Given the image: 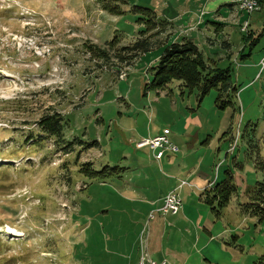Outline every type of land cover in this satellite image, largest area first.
<instances>
[{
    "label": "rangeland",
    "instance_id": "obj_1",
    "mask_svg": "<svg viewBox=\"0 0 264 264\" xmlns=\"http://www.w3.org/2000/svg\"><path fill=\"white\" fill-rule=\"evenodd\" d=\"M182 2L0 0V264H121L128 237L139 248L144 226L123 192L163 204L157 199L168 165L135 148L159 134L177 146L178 153H166L175 165L199 168L212 181L218 175V183L229 172L237 187L219 216L198 207V195L178 191L189 219L202 215L199 229H188V264H253L262 255L264 206H249L246 192L264 183L254 168L264 161V4L240 13L241 22L224 32L216 23L208 24L212 31L188 32L187 17H164L175 5L186 13ZM136 8L163 22L140 36L145 25ZM245 21L250 26L241 32ZM248 31L252 39L244 41ZM139 36L152 44L149 52L123 50ZM183 40L194 41L210 65L230 68L234 104L220 110L215 89L200 100L176 81L145 92L163 46ZM58 115L60 136L43 133L39 121ZM88 164L112 176L86 177Z\"/></svg>",
    "mask_w": 264,
    "mask_h": 264
},
{
    "label": "crops",
    "instance_id": "obj_2",
    "mask_svg": "<svg viewBox=\"0 0 264 264\" xmlns=\"http://www.w3.org/2000/svg\"><path fill=\"white\" fill-rule=\"evenodd\" d=\"M236 2L237 0H184V2H182L180 5H188L186 13H180L177 8L178 6L175 5V12H173L174 14H167L164 17H187L188 25L193 26L191 29L188 28V32H196L197 30L201 31V29L212 31V28L208 26L209 23H216L218 26H221L223 28L224 32L229 24L234 25L241 22V18H239V15L243 12L238 9ZM209 5L213 8H211ZM162 9V12H164L168 10L169 7L168 5H166L165 8L162 7ZM227 11L229 12L228 14L222 15L224 12L227 13ZM211 17L214 18L213 22L208 20ZM218 35L219 34L215 33L216 37H218ZM207 40L209 41L213 39L211 37H206V43H208ZM223 43L227 44L230 48L227 41L224 40ZM207 45H209V43ZM196 46L199 48L198 45ZM227 50L229 51V49ZM200 51L203 55L202 50ZM149 150L152 151L151 149ZM166 153L159 160H156L152 156V159L156 163L161 164L162 162H164V164L168 165V172H166V174H163V172H161L162 176H164L166 180V188L163 191L162 196L157 200L163 201V198L169 192L175 191V193L178 194V191L186 188L184 191L186 192V194L189 191L191 192V194H193V197L194 195H198L197 205L198 207H200L202 204H204V196L202 195L203 191L205 189L211 188L215 183L218 182V175L212 181L207 175V173L200 172L199 168H193L191 171L188 172L187 164L181 162L180 164L178 163L177 165H175V156H167ZM190 178H192L191 182H188V179ZM182 182H185V184L179 187ZM147 190L148 188L145 187L144 192L148 194ZM135 191L132 189L123 192V194L126 195L123 197V199L132 204L133 208H136L138 212L137 214H140L142 216V218L140 216L139 221H143V238H145L144 241L146 245V251L148 252L151 259L158 263L164 261L165 264H188V229H190L189 227H196L197 229H199L202 221V215L198 213V211H196V218L194 220H190L188 217V212L191 209L188 206V203L184 205L182 204V200L179 194L178 196L181 200V207L178 213L175 215H163L157 212V210L161 206L155 207L156 204L154 203V201H150L147 203V199L149 198L146 196V194L143 192H139V195L142 197H138ZM150 215H153V217L150 218ZM145 226L147 227V229ZM127 240V250L122 257L123 259L121 261V264H137L140 253V247L138 248L135 245V240L132 241V236H129ZM192 240L193 245H195L196 241H198L195 237H193Z\"/></svg>",
    "mask_w": 264,
    "mask_h": 264
},
{
    "label": "trees",
    "instance_id": "obj_3",
    "mask_svg": "<svg viewBox=\"0 0 264 264\" xmlns=\"http://www.w3.org/2000/svg\"><path fill=\"white\" fill-rule=\"evenodd\" d=\"M260 10L264 4V0H259ZM117 5H114V7ZM259 10V11H260ZM109 11L112 14L120 15L122 11L116 10V8H110ZM141 15L138 21L145 25V29L140 33V36H144L150 30L154 29L153 25L161 24L163 21H154V12L146 8H136V11ZM249 27V24H248ZM247 27V29H248ZM137 38L133 44L129 47L123 48L124 51H129L132 56L137 54H144L152 49V44L148 39ZM252 39V33L248 31L244 37V41ZM115 39L108 44L112 45ZM224 49H229L228 45L222 43ZM103 57L105 51H100ZM152 76L149 82L144 85V90L161 92L165 90L168 84L173 81L179 82L182 88H186L189 92L197 90L198 97L201 100L205 95L209 93L211 89L217 91V97L215 104L218 109L224 110L228 106L234 104L233 99L236 97L237 89L232 85L230 68H218L213 64L204 60L201 51L190 40H183L180 42H170L163 46L162 54L154 67H152ZM41 131L49 136L59 137L62 125L61 117H44L38 123ZM261 163V165H259ZM82 170V173L86 177L105 181L109 179L112 174L108 171V168H104L100 171L93 169ZM87 165V166H88ZM256 171L264 172V161L258 162L255 165ZM226 177L223 181L215 183L211 188L205 189L202 193L204 196L203 202L210 207V210L219 216L222 209L229 203L231 197L237 193V187L234 184L232 175L229 172H225ZM249 206L254 204H261L264 206V183L256 182L252 187H249L246 192ZM244 207H242L243 209ZM254 214V213H252ZM255 215V214H254ZM264 214L259 217V220H263ZM253 264H264V248L262 255L256 259Z\"/></svg>",
    "mask_w": 264,
    "mask_h": 264
},
{
    "label": "built area",
    "instance_id": "obj_4",
    "mask_svg": "<svg viewBox=\"0 0 264 264\" xmlns=\"http://www.w3.org/2000/svg\"><path fill=\"white\" fill-rule=\"evenodd\" d=\"M259 0H237V7L240 11L247 13L248 15L258 12L260 10ZM249 21H245L241 27V32H245L248 27ZM264 65V62H263ZM237 140V139H236ZM237 142V141H236ZM236 142L232 144L229 148V151H232ZM136 149L149 148L154 152V158L159 160L166 152L170 153H178L177 146L166 136V135H158L149 140H139L135 143ZM185 182H182L179 187H181ZM163 204L157 210V212L163 215H175L178 213L181 207V200L175 191H171L165 195L163 198ZM153 215H150L152 218ZM143 233L140 235V253L137 264H165L164 261L156 262L149 256L146 251L145 238H143Z\"/></svg>",
    "mask_w": 264,
    "mask_h": 264
}]
</instances>
